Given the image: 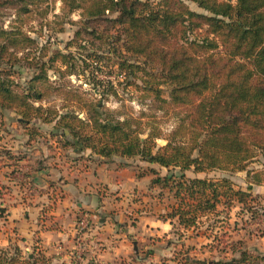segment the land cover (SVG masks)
Returning <instances> with one entry per match:
<instances>
[{
  "label": "trees",
  "instance_id": "16d2710c",
  "mask_svg": "<svg viewBox=\"0 0 264 264\" xmlns=\"http://www.w3.org/2000/svg\"><path fill=\"white\" fill-rule=\"evenodd\" d=\"M189 1L206 14H197L185 6L183 10L173 11L169 1L159 6L140 0H71L70 3L71 10L81 8L88 19L118 14L115 21L121 29L118 38L125 37V50L132 57L150 59L159 65L161 76L146 89L159 99L162 93L159 86H170L172 104L185 106L186 110L179 129L163 147L156 143L159 134L149 133L142 139L139 121L103 117L98 104L88 106L90 114L86 119L79 118L75 110L62 114L54 108L35 106L45 96L36 84L47 79L44 67L20 94L15 92L14 82L0 75V108L13 111L30 137L39 133L31 124L38 119L45 124L55 123V128L67 132L82 150L89 149L100 157H139L169 170L179 169L178 175L169 173L163 178L155 170L152 173L157 176L153 184L160 185L175 199V204L160 219L170 221L176 243L181 247L185 245L184 239L198 237L203 225L211 233L207 236L211 244L218 238L228 239L233 206H240L237 216L256 215L253 207L248 206V199L251 203L260 198L235 190L228 179L190 178L185 172L245 171V162H251L258 152L264 153V0ZM192 19L205 21L210 30L206 34L199 32L191 40L190 33L194 30L183 24L198 23ZM171 28L178 32L177 38H170ZM18 35L21 34L15 31H0V37L15 39ZM22 39L30 40L23 35ZM9 50V45L1 42L0 64L8 62L13 67L18 59ZM114 51L119 58H127L118 52L117 46ZM69 71L67 67L61 73ZM74 146L77 148L75 143ZM1 157L15 160L7 150H3ZM262 175L264 170L249 171L247 176L253 179L249 185L262 186ZM219 204L224 206L223 211ZM261 237L264 238V230ZM223 251L226 257L220 260L195 262L264 264V255L246 250L241 241H228ZM185 261L196 264L188 258ZM0 264L51 263L37 248L32 257H24L23 251L13 245L0 248Z\"/></svg>",
  "mask_w": 264,
  "mask_h": 264
},
{
  "label": "rangeland",
  "instance_id": "374dc122",
  "mask_svg": "<svg viewBox=\"0 0 264 264\" xmlns=\"http://www.w3.org/2000/svg\"><path fill=\"white\" fill-rule=\"evenodd\" d=\"M140 1L149 2L153 6L169 1L168 5L173 11L183 10L182 6H185L197 14H206L189 0ZM70 3L71 0H0V31L6 33L15 31L21 34L14 37L15 39L8 36L0 37V44L1 42L8 44L9 52L18 59L13 67L8 62L0 64V75L4 78L7 76L14 82L15 92L20 94L44 67L47 79H42L36 84L45 96L41 102H35V106L54 108L62 114L75 110L79 118L86 119L90 114L88 106L98 104L103 117L137 120L141 123L139 128L143 133L142 139L147 138L149 133L159 134V138L156 139L157 146H165L171 134L179 129L182 123L180 120L185 116L186 110L185 106L172 104L170 86L164 84L159 86L162 91L159 99L155 97L154 92L146 89L157 81L156 77L161 76L159 65L150 59L132 57L125 50V37L122 35L120 39L118 38L121 31L115 22L118 14L111 13L100 18L88 19L84 17L81 8L71 10ZM192 21L198 23L183 24L194 30L190 33L191 40L198 37L199 32L206 34L210 30L205 21L194 19ZM22 35L30 40H23ZM171 35L170 38H177L179 34L175 28H171ZM115 46L118 52H122L127 58H119L114 51ZM67 67L71 71L62 75L61 72H65ZM53 124H49L47 128H51ZM12 127L19 128L17 117L9 111L0 110V136H3L6 145L13 142L14 136H10ZM54 136L56 135H51L50 139L54 140ZM74 143L78 144L76 141ZM53 145L50 146L49 143L50 149H53ZM1 146L0 160L3 152ZM23 152L18 153L16 158L26 159L27 155ZM244 164L247 165L245 171H213L202 174L203 178L214 181L228 179L232 181L235 190L250 192L254 198L260 197L251 203L248 199V206L253 207L252 212H256V215L242 213L237 216L240 206L237 204L233 206L230 211L232 227L228 239L218 238V241L211 244V240L207 238L211 233L206 232L207 225H203L198 237L184 239V247L176 249L174 246L165 245L167 250L160 255L161 258L152 257L143 250L140 261L129 260L122 264H185L186 258L193 262L195 260L213 262L226 257L223 248L230 240L241 241L246 250L264 255V238L261 237L264 230V184L252 187L249 182L253 179L247 176L249 171L264 170V153H256L251 162L247 161ZM169 173L178 175L179 170L171 169L166 174ZM186 175L193 176L192 172H187ZM261 178L264 181V175ZM250 187L251 190L248 191ZM219 209L223 211L224 206L219 204ZM219 234L221 237V233ZM170 239L171 244L178 242L173 234ZM192 248L195 249L189 251ZM29 252L25 250L24 257H27ZM33 253L34 250L31 254ZM76 262L72 264H78ZM53 264L69 263L53 259Z\"/></svg>",
  "mask_w": 264,
  "mask_h": 264
},
{
  "label": "crops",
  "instance_id": "0c3cea01",
  "mask_svg": "<svg viewBox=\"0 0 264 264\" xmlns=\"http://www.w3.org/2000/svg\"><path fill=\"white\" fill-rule=\"evenodd\" d=\"M9 112L19 128L10 129V145L1 137V148L14 158L24 151L27 158L0 160V248L17 245L30 257L37 248L51 264L53 259L122 264L140 261L143 250L161 258L165 245L180 247L171 244L170 221L160 219L175 199L153 184L152 170L163 178L169 169L140 158L100 157L77 143L76 148L67 132L38 119L31 124L39 133L30 137ZM48 141L55 143L53 149ZM187 172L193 174L187 177L203 178ZM83 217L90 226L80 234L77 224Z\"/></svg>",
  "mask_w": 264,
  "mask_h": 264
},
{
  "label": "built area",
  "instance_id": "2783aa9c",
  "mask_svg": "<svg viewBox=\"0 0 264 264\" xmlns=\"http://www.w3.org/2000/svg\"><path fill=\"white\" fill-rule=\"evenodd\" d=\"M90 222L87 217H83L78 221L77 230L78 233L82 234L89 229Z\"/></svg>",
  "mask_w": 264,
  "mask_h": 264
}]
</instances>
